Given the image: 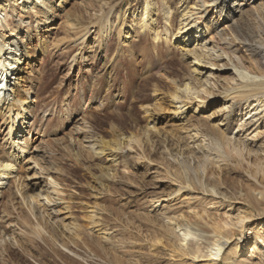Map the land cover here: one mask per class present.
Returning <instances> with one entry per match:
<instances>
[{"label": "rangeland", "instance_id": "rangeland-1", "mask_svg": "<svg viewBox=\"0 0 264 264\" xmlns=\"http://www.w3.org/2000/svg\"><path fill=\"white\" fill-rule=\"evenodd\" d=\"M143 2L144 0H68L69 11L79 14L83 19V26L87 27L85 38L71 44L81 33L71 30L63 15L53 17L46 30L40 33L41 45L34 49L30 77L35 91L30 95L34 110L29 125L40 130L43 137L30 143L28 135L17 130V135L9 141H12L13 146L6 143L3 134H0V155L10 154L17 159L13 171L0 178V237L4 235L5 240V244L0 241V264L178 263L177 259L168 258L166 251L160 250L161 246L150 247L149 240L159 230L161 223H164L158 216L160 211L172 210L176 214L178 211L186 214L187 207L199 211L205 205L201 195L197 192L192 194L191 202L182 196L179 201L169 203L171 208L163 209L161 203L172 198H165L168 190L164 171L168 167L172 168L171 171L176 170L178 166L172 160L173 155L166 153L164 145L156 141L153 147L144 145L143 148H136L133 145L135 152L125 149L120 153L111 166L114 178L102 181L105 188L94 197L98 193L95 192V179L100 176L98 160L85 161L83 155L79 163L68 153L69 139L77 138L75 130L80 125L78 119L81 118L85 119L91 133L103 141L111 139L113 129L127 134L139 128L153 126L163 133L176 135V138H181L186 144L189 143L184 139L186 133L178 128L183 126L190 129L198 127L206 143L212 146L214 143L211 142L212 135L209 133L211 126H225L233 139H246L250 149V153L246 150L243 152L242 159L229 154L225 160L217 157L226 190L233 192L238 188L246 189L264 181V121L260 123L256 139H253V134L250 135V130L238 132L235 128L237 120L244 116L247 105L254 99H249L246 105L244 102L233 103L234 107L230 112H222L219 108L220 98L223 96L220 84L226 87L229 83L236 87L230 80V66L213 72L215 76H219V83L214 84L216 80L212 78L210 90L213 94H221V97L207 95L205 88L190 92L183 102L187 113L185 120L182 118L179 122L178 118L181 117L174 118L168 106V95L174 89L171 80L180 81L189 76L187 60L180 56L179 49L171 44L166 47L162 43L159 55L155 58L148 34L147 46H138V42H133L135 52L129 56L121 39L116 42V31L106 40L104 49L100 47L96 20L108 12L114 26L116 15L126 12L121 38L126 37L131 42L133 40L130 37L140 39L132 21L140 15ZM170 2L174 8L176 0ZM15 11V8L13 11L11 8L7 10L6 21L9 27L33 30L34 23L24 15L18 18ZM157 13L159 19L155 27L163 29L160 3ZM129 27L132 29L128 31ZM3 31L0 33L6 35ZM170 41L172 43L173 38ZM56 43L57 48L54 47ZM143 49L148 54L143 55ZM112 55L114 63L107 65V59ZM239 56L244 55L240 53ZM156 69L164 75L161 77L154 74ZM202 99L206 102L199 105ZM143 108L152 110L151 118L155 121L152 125L148 122V117L144 116ZM182 120L185 123L182 124ZM22 137L29 142L27 145H22V141H19ZM84 144L83 149L90 147L87 142ZM171 145L169 139L168 146ZM22 147H25L23 153L19 152ZM45 174L60 183H57V189L63 202L46 201L53 199L56 202L57 197L52 191L53 187L47 184ZM29 195L35 197L36 203L27 205L29 201L25 197ZM155 196L161 200L154 207L149 201ZM206 201L213 203L210 198ZM231 203L239 214L241 205ZM223 214L225 212L219 211L216 215L223 218ZM91 217H95V221L99 223L95 227L89 220ZM35 225L41 229L39 238L32 236ZM254 228L264 231V216L254 215L246 221L242 237L234 238V243H253ZM101 229L107 230L111 239L103 240L99 231ZM11 238L18 244L13 246V243L11 245L7 242ZM248 247L242 250L243 255H246L243 256L247 260L246 264H264V253L252 258ZM257 247L262 250L260 243ZM242 253L238 254L233 264H239ZM230 256L233 260L234 257ZM217 263L225 264L220 259Z\"/></svg>", "mask_w": 264, "mask_h": 264}, {"label": "bare ground", "instance_id": "bare-ground-1", "mask_svg": "<svg viewBox=\"0 0 264 264\" xmlns=\"http://www.w3.org/2000/svg\"><path fill=\"white\" fill-rule=\"evenodd\" d=\"M159 3L162 9L163 29L155 27L159 19L157 13ZM67 4L68 0H2L0 2V32L4 30L3 33H7L6 35L0 33V134H3L6 143L14 139L13 136L17 135V130L25 132L30 143L43 137L40 130L31 128L29 125L33 119L34 110L30 95L35 91L30 77L34 49L41 45L40 33L46 30L53 17L63 15L68 27L81 33L80 37L71 44L83 40L87 34V27L82 24L83 19L81 20L79 14H72ZM170 4H173L170 0H144L140 15L132 21L133 27L141 37L136 40L135 36H129L132 42L126 37L121 38L126 12L115 14V26L110 22L109 12L103 15L96 20L100 47L104 49L106 40L113 31H116V42L121 39L129 56L134 51L133 42H138V46H147L149 35L155 58L159 55V46L162 43L166 47L171 44L179 49L180 56L187 60L189 76L180 81L171 80L174 89L168 95L171 114L174 118L181 117L178 118L179 122L182 118L185 120L187 113L183 102L191 94L190 92L205 88L207 95L221 97V94H213L210 90L212 78L216 80L214 84L219 83V76H215L213 72L230 66L232 70L230 80L236 87H232L229 83L226 87L220 84L223 94L219 103L220 111L230 112L234 107L233 103L244 102L246 105L248 100L253 98L254 100L246 107L247 112L240 120H237L235 128L238 132L250 130V135L253 134V139H256L260 123L264 121V0H176L174 8ZM9 8L12 11L15 8L18 18L24 15L31 20L34 23V29L10 28L6 21ZM176 17L177 22H175ZM131 29L129 27L128 31ZM170 38H173L172 43ZM54 47L57 48L58 44H54ZM240 53L244 56L240 57ZM142 54L148 53L143 49ZM113 56L107 59V65L114 63ZM72 62L73 59L70 64ZM158 70H154L153 73L162 77L164 74H160ZM205 102L206 100L202 99L199 105H204ZM227 103H229L228 106ZM142 112L152 125L155 122L151 118L152 110L143 108ZM227 115L228 113L225 117ZM78 120L80 125L77 128L75 126L77 138L69 139L68 153L75 162H79L83 155L85 161L98 160L97 168L100 176L95 179L98 188L95 192L98 193L94 197L104 190L105 185L102 181H110L114 178L115 173L111 166L115 164L120 153L125 149L135 152L138 146L153 147L156 141L164 145L166 153L173 155L172 160L178 166L176 170L171 171L172 168L168 167V170L164 171L168 190L165 198L167 196L172 198L166 200V203H161L163 209L171 208L172 205L169 203L174 200L179 201L182 196L191 202L192 194L197 192L201 195L205 205L202 206L203 208L200 207L199 211L191 207H187L186 214L179 211L176 214L172 210L160 211L158 216L164 223H161L159 230L155 232L151 241L149 240L150 247L161 246L160 250L166 251L168 258L178 260L176 264H218L219 259L225 264H233L234 259L236 260L238 254L242 253L247 246L252 258L260 257L261 252L264 253L263 229H253L254 242L251 244H245L244 241L240 244L234 243V238L242 237L246 229V221L254 215L264 216V181L246 189L238 188L229 192L224 187L225 181L217 163V157L225 160L229 154L236 159H242L245 150L250 153L246 139H233L228 134L227 127L218 124L210 128L211 142L214 143L212 146L206 143L198 127L190 129L183 126L177 127L185 131L184 139L189 141L186 144L181 138H176V135L163 133L153 126L139 128L127 134L113 129L114 134L112 133L111 139L103 141L91 133L84 118ZM183 120L182 124L185 123ZM222 123L223 121L220 122ZM24 137L19 141H22V145H27L29 142H26ZM169 139L172 142L171 146H168ZM85 142L90 147L83 149L82 144ZM181 143L184 145L181 146ZM9 144L14 146L12 141ZM133 145L136 148H133ZM24 148H20L19 152L23 153ZM16 162L17 159L13 155H0V178L4 177L5 173L12 172ZM49 169L52 168L49 166ZM46 177L47 184L53 187L52 191L57 197L56 202L53 199H49L50 201L46 199V201L48 203L63 202L64 200L59 198L58 182L56 183L49 175ZM34 198L30 195L26 196L25 199L29 201L27 205L36 203ZM207 198H210L213 203L207 202ZM160 200V197L155 196L149 203L155 207ZM231 202L241 205L239 214L236 213L237 209ZM219 211L225 212L223 218L216 215ZM175 212H177L176 209ZM229 212L234 213L232 217H229L232 214ZM95 217L89 218L93 227L99 224L95 221ZM99 231L102 233L100 235L103 240L111 239L107 230ZM40 233V227L35 225L32 236L39 238ZM0 241L5 244L4 235L0 237ZM7 242L11 245L13 243V246L18 244L13 238ZM258 243L262 245V250L258 249ZM230 255L234 257L233 260ZM243 256L246 255L243 253L240 255L239 264H246L247 260Z\"/></svg>", "mask_w": 264, "mask_h": 264}, {"label": "snow or ice", "instance_id": "snow-or-ice-1", "mask_svg": "<svg viewBox=\"0 0 264 264\" xmlns=\"http://www.w3.org/2000/svg\"><path fill=\"white\" fill-rule=\"evenodd\" d=\"M0 2H2V0H0Z\"/></svg>", "mask_w": 264, "mask_h": 264}]
</instances>
